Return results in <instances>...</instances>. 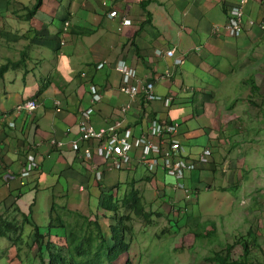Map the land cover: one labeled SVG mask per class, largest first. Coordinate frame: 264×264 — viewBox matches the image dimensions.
Returning a JSON list of instances; mask_svg holds the SVG:
<instances>
[{"label": "crops", "instance_id": "obj_1", "mask_svg": "<svg viewBox=\"0 0 264 264\" xmlns=\"http://www.w3.org/2000/svg\"><path fill=\"white\" fill-rule=\"evenodd\" d=\"M102 1L67 0L64 7L60 2L43 0L29 20L23 15L33 3L24 5L22 11L14 9L8 18L0 12V27L8 31L1 48L5 55L0 50V66L8 60L24 59L19 68L0 78V114L27 99L38 103L32 114L12 116L13 128L0 120V221L26 227L24 217H33L43 206L49 208V216L50 210L59 209L56 217L63 222L73 213L83 217L93 213L97 218L100 215L95 211L103 213L98 208L103 188L123 187L130 180L139 194L153 188L156 198L165 196L178 209L186 201L196 204L218 181L216 167L223 149L209 124L212 106L229 102L223 90L228 84L236 88L242 80L256 79V59L264 55L258 46L264 36L258 28L262 22L255 19L260 17L259 3L264 1L248 0L244 31L235 38L228 37L223 27L236 0H105V8ZM107 8L131 24L122 26L121 18H109ZM249 19H253V26H248ZM65 20L70 24L69 37L61 47L59 30ZM7 42L15 46V57L8 54L11 47ZM168 49L174 50L179 64L155 54ZM119 60L134 68L143 82L152 81L155 95L171 97L170 106L145 102L139 94L140 100L122 116L120 108L128 99L119 92ZM100 63L103 67L97 69ZM163 73L166 77L159 79ZM40 85L43 88L38 92ZM90 86L100 94L99 101L92 102ZM218 87L220 95L215 90ZM88 108L92 109L89 122L94 128L123 119L136 135L146 131L148 117L178 121L186 158H196L204 148L211 151L209 162L183 179L194 198L186 199L182 191L174 189V181L160 171L146 172L136 155L129 167L115 171L107 170L99 157L84 161L71 151L67 143L77 138L80 112ZM50 139L64 145L51 146ZM29 157L36 161L37 169L20 184L19 174ZM96 172L101 174L99 180ZM224 178L225 183L237 179L230 174ZM21 219L25 222L22 226ZM14 249L8 250L10 256H16Z\"/></svg>", "mask_w": 264, "mask_h": 264}, {"label": "rangeland", "instance_id": "obj_2", "mask_svg": "<svg viewBox=\"0 0 264 264\" xmlns=\"http://www.w3.org/2000/svg\"><path fill=\"white\" fill-rule=\"evenodd\" d=\"M49 1L60 2L64 7L67 3V0ZM33 2L34 0H0V12L8 18L13 16L14 9L16 12L22 11L24 5ZM259 6L260 17L255 20L262 22V28H258L264 36V2H260ZM61 31L62 25L59 33ZM5 32L8 31L5 29ZM5 32L0 27V50L3 54L5 52L1 48L7 37ZM7 45L11 47L8 54L12 53L15 57V46L9 42ZM258 47L259 52L264 54V40H260ZM256 64V79L250 77L253 82L255 80L258 89L256 95L249 90L250 80H242L241 85L236 88L228 84L223 89L229 97L228 103H215L212 106L214 114L209 119V124L223 152L221 151L216 167L218 181L210 194L200 192L202 194L196 204L186 201L177 209L165 196H157L160 201H155V189L142 191L139 195L143 213L147 215L138 217L127 208H121L118 212V217H129L128 224L134 234L128 252L121 254L113 264H124L127 260L129 264H213L206 261L205 257H210L213 252L223 251L226 247L231 248L233 258L240 255L241 248L234 244L239 240L247 241L249 257L255 264H264V55L256 59ZM237 76H241V73H237ZM217 89L215 90L220 95L221 90L219 87ZM228 174L237 179L225 183L224 177ZM131 185V182H127L123 187L103 188L101 192L111 193L120 200ZM185 186L187 187L186 184ZM133 187L135 188L134 183ZM93 207L91 204V208ZM48 212L49 208L43 206L33 217L27 216L30 222H36L42 232L47 230L49 223L53 225L50 228L53 235L59 230L55 218L61 211L50 210V216ZM102 212L101 215L95 211V214L100 215L97 219L102 225L114 223L112 214ZM64 219L66 226L79 231L87 222H92L94 216L93 213L87 217L73 213ZM24 224L21 219L20 225ZM248 231H252L253 235H248ZM13 232L7 237H0V264H40L34 253L32 227H17V232ZM194 233H199L198 237ZM51 241L54 245L58 244L64 254V239L51 237ZM13 245L15 257L10 256L8 251ZM54 248H51L52 252Z\"/></svg>", "mask_w": 264, "mask_h": 264}, {"label": "built area", "instance_id": "obj_3", "mask_svg": "<svg viewBox=\"0 0 264 264\" xmlns=\"http://www.w3.org/2000/svg\"><path fill=\"white\" fill-rule=\"evenodd\" d=\"M248 0H236L230 6L224 31L228 37L235 38L242 35L244 31V8ZM101 5L105 8L106 1L103 0ZM107 8V16L109 18H121V25H130L131 21L122 18L115 10ZM248 26H253V19H249ZM68 21H63L62 31L59 33V45L62 47L69 37ZM262 27V26H261ZM156 55L163 54L166 58H172L175 64L180 63V59L174 58V50L168 49L164 52L156 51ZM103 67V63L96 65L97 69ZM116 71L120 74L119 92L125 95L128 101L120 108V114L125 116L131 110L133 104L139 99V94L143 95V101H160L164 108H168L171 104V97H160L153 93V82H143L137 75L134 68L129 66L125 61L119 60L116 65ZM167 73L158 75L159 79L165 78ZM89 94L92 102L100 100V94L94 86L89 87ZM59 106V102H57ZM38 107L36 100L27 99L16 104L10 111L0 114V120L6 122L8 127L13 128L14 123L11 117L20 113L32 114ZM57 111L59 109L57 108ZM91 108L80 112L81 121L78 125L77 138L68 141V146L74 153L80 154L84 161H89L95 156L102 160L107 170L120 171L130 166L132 157L136 155L137 163L141 165L146 172L155 173L160 171L165 177L174 181V189L182 191L186 199L192 198V194L182 184L183 179L189 173L194 172L199 166L208 163L211 157L209 148L200 151L196 158L188 159L183 155L182 144L179 139L180 123L176 120L159 119L148 117L147 128L145 132L137 135L133 130L128 128L124 120H116L106 127L94 128L90 122ZM84 144L80 148V144ZM49 144L60 148L64 145L63 141L50 139ZM37 169V163L29 157L20 171L19 180L23 184V180L30 173ZM101 178L100 172L96 173V179ZM191 195V196H190Z\"/></svg>", "mask_w": 264, "mask_h": 264}, {"label": "trees", "instance_id": "obj_4", "mask_svg": "<svg viewBox=\"0 0 264 264\" xmlns=\"http://www.w3.org/2000/svg\"><path fill=\"white\" fill-rule=\"evenodd\" d=\"M42 3L43 0H34L32 6L25 10L23 18L25 20L32 18ZM140 6L143 8L144 2H141ZM23 63V58L16 62L6 61L0 66V78L6 71L19 68ZM42 88L40 85L38 92ZM249 90L252 94H257V86L251 79ZM251 102L254 103L253 100ZM129 182L132 185L120 200L108 192H102L100 196L98 208L104 211L105 214H112L114 221L108 226L102 225L95 217L92 222H87V225L80 227L79 231H77L75 228L66 226L60 217H56L55 221L59 230L52 235L50 228L53 225L49 223L47 230L42 232L37 224L30 222L28 216H25L24 221L32 227L34 253L37 255L40 264H113L121 254L127 253L134 233L132 227L128 224L129 217L127 215L118 217V212L121 208H127L138 217L147 215L143 213L141 196L133 187L134 182L132 180ZM11 232L15 234L17 227L10 222L0 221V237H7ZM194 234L196 237L199 235V233ZM247 234L253 235V232L248 231ZM51 237L64 239V254L58 244L55 243L54 245ZM251 241L253 243V240ZM234 244L239 246L242 251L236 258L232 257L231 248L226 247L223 251L213 252L210 257H205V260L213 264H255L253 259L249 257L247 241L239 240ZM54 246H56V249ZM51 248H54V252L51 251ZM63 260H66L65 263H63ZM124 264H129V260Z\"/></svg>", "mask_w": 264, "mask_h": 264}, {"label": "bare ground", "instance_id": "obj_5", "mask_svg": "<svg viewBox=\"0 0 264 264\" xmlns=\"http://www.w3.org/2000/svg\"><path fill=\"white\" fill-rule=\"evenodd\" d=\"M246 6V5H245ZM244 21V20H243ZM247 28V27H246ZM101 97V96H100ZM147 104V103H146ZM50 145V144H49ZM97 173V172H96Z\"/></svg>", "mask_w": 264, "mask_h": 264}, {"label": "clouds", "instance_id": "obj_6", "mask_svg": "<svg viewBox=\"0 0 264 264\" xmlns=\"http://www.w3.org/2000/svg\"><path fill=\"white\" fill-rule=\"evenodd\" d=\"M10 111V110H9ZM14 123V122H13ZM192 197L194 198L193 194H192Z\"/></svg>", "mask_w": 264, "mask_h": 264}]
</instances>
